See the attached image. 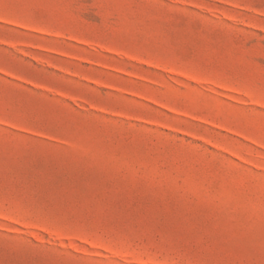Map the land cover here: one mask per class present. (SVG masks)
Returning <instances> with one entry per match:
<instances>
[{"label": "rangeland", "instance_id": "1", "mask_svg": "<svg viewBox=\"0 0 264 264\" xmlns=\"http://www.w3.org/2000/svg\"><path fill=\"white\" fill-rule=\"evenodd\" d=\"M0 264H264V0H0Z\"/></svg>", "mask_w": 264, "mask_h": 264}]
</instances>
